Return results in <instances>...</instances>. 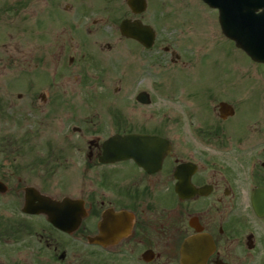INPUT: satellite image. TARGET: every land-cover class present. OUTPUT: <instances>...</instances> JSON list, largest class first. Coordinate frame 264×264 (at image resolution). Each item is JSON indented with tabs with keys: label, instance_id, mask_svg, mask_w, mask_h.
I'll return each instance as SVG.
<instances>
[{
	"label": "flooded vegetation",
	"instance_id": "1",
	"mask_svg": "<svg viewBox=\"0 0 264 264\" xmlns=\"http://www.w3.org/2000/svg\"><path fill=\"white\" fill-rule=\"evenodd\" d=\"M2 63L3 74L11 73ZM14 80L0 90V123L14 122L6 112L16 107L17 130L16 140L0 139V264H264V217L252 203L254 192L264 190V116L243 109L245 97L186 82L165 93L162 108L148 117L143 108L152 100L141 105L136 95L131 109L141 111L139 123L115 109L111 124L98 125V110L80 109L71 116L91 120L74 118L78 125H67L56 142V99L49 92L36 97L32 80L23 87L18 67ZM13 89L32 92L24 107L12 102ZM39 102L48 115L42 144L23 131L24 111L37 114ZM221 103L232 110L219 112ZM130 134L153 137L145 156L101 162L106 140ZM41 148L43 156H24ZM65 148L75 156L65 157ZM66 163L80 184H68L52 200H68L66 227L75 230L61 232L45 216H26L45 226L25 224V189L46 194L23 176L42 173L50 186Z\"/></svg>",
	"mask_w": 264,
	"mask_h": 264
},
{
	"label": "rangeland",
	"instance_id": "2",
	"mask_svg": "<svg viewBox=\"0 0 264 264\" xmlns=\"http://www.w3.org/2000/svg\"><path fill=\"white\" fill-rule=\"evenodd\" d=\"M125 2L0 0V90L3 82L11 79L15 82L18 67L23 87L32 80L36 97L49 92L50 99H56V142L62 141L67 125H78L74 118L91 120L84 115L71 116L80 109L98 110L99 122L93 120L98 125L111 124V111L115 109H122L127 117H136L139 123L141 111L131 109L139 92H147L153 102L152 106L143 108L148 111V117L150 112L162 108L165 93L186 82L210 84L218 88L211 89L213 92L240 94L237 98L245 97L247 101L243 109L258 110L264 116V65L253 63L222 36L216 12L199 0H146V11L133 16ZM134 18L155 30L152 50L144 51L120 37L119 23ZM107 45L109 50L105 48ZM164 48L168 52L164 53ZM2 62L11 73L3 74ZM182 62L186 63L185 67L181 66ZM6 77L9 79L5 80ZM12 93L11 100L19 108L27 104V96L31 94L20 89H13ZM18 94L24 100L19 101ZM43 107L39 102L35 115L30 112L28 115L24 109L23 117L24 134L30 133L29 139L34 136L41 144L48 140V115ZM15 112L16 107L6 112L9 118L13 116L14 122L0 123V139L5 136L16 140ZM36 150L30 154L24 151V156L44 155L42 148L40 153ZM72 153V149H64L65 157H74ZM71 167V163H66L56 169L50 186L42 173L40 179L32 173L24 175L23 180L58 199L66 194L63 188L70 182L74 186L80 184L81 179L70 174ZM37 220L28 221L24 217L25 224L45 226L42 220Z\"/></svg>",
	"mask_w": 264,
	"mask_h": 264
},
{
	"label": "water",
	"instance_id": "3",
	"mask_svg": "<svg viewBox=\"0 0 264 264\" xmlns=\"http://www.w3.org/2000/svg\"><path fill=\"white\" fill-rule=\"evenodd\" d=\"M210 8L217 9L219 24L222 32L228 39L235 43L251 60L257 63H264V0H202ZM127 6L133 14H141L146 9L145 0H127ZM262 10L256 14L257 11ZM121 36L138 41L146 48H151L154 41V32L148 26H143L139 21L124 20L119 26ZM144 98V100H139ZM143 104L149 103L147 96L141 94L137 98ZM226 105L221 104L220 109ZM142 138V137H141ZM143 139V138H142ZM136 137H126L122 141L114 143L112 140L105 144L104 150L107 162L136 158L134 153L143 145V140ZM119 143V144H118ZM118 144V145H117ZM117 146V147H116ZM145 151V149H142ZM141 156H145L141 154ZM52 202L46 197L38 195L35 191L27 189L25 193V207L23 212L29 215H45L51 221L52 217H62L66 220V211L63 204ZM254 208L259 216H264V194L256 195L253 200ZM56 206L55 209H51ZM59 214V215H57ZM56 225V224H55ZM54 225V226H55ZM56 227H62L56 225Z\"/></svg>",
	"mask_w": 264,
	"mask_h": 264
}]
</instances>
